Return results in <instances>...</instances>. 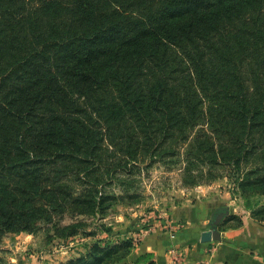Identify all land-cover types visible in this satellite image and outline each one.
<instances>
[{
    "label": "trees",
    "instance_id": "1",
    "mask_svg": "<svg viewBox=\"0 0 264 264\" xmlns=\"http://www.w3.org/2000/svg\"><path fill=\"white\" fill-rule=\"evenodd\" d=\"M158 163L190 188L235 172L264 222V0H0V243L94 235ZM134 244L60 264H131Z\"/></svg>",
    "mask_w": 264,
    "mask_h": 264
},
{
    "label": "crops",
    "instance_id": "2",
    "mask_svg": "<svg viewBox=\"0 0 264 264\" xmlns=\"http://www.w3.org/2000/svg\"><path fill=\"white\" fill-rule=\"evenodd\" d=\"M192 190V199L176 202L167 219L144 230L126 261L172 264L178 253L191 264H264V222L243 209L239 194L216 184ZM232 215L243 223L227 224Z\"/></svg>",
    "mask_w": 264,
    "mask_h": 264
},
{
    "label": "rangeland",
    "instance_id": "3",
    "mask_svg": "<svg viewBox=\"0 0 264 264\" xmlns=\"http://www.w3.org/2000/svg\"><path fill=\"white\" fill-rule=\"evenodd\" d=\"M219 172L222 173V177L202 185L216 184L218 189H227L231 194H239V202L243 209L251 213L246 205L247 201L234 181L235 172L230 170ZM136 179L135 188L131 190L138 192L137 199L119 198L100 220L96 218L89 220L86 217L91 223L87 229L93 230L94 235L86 236L80 232L67 239H61L55 236L53 229L45 223L29 232H9L0 243V264H60L85 253L86 246L96 240L104 243L132 238L137 242L144 230L154 225V221L167 219L168 211L176 202L186 198L192 199L194 195L192 190L194 187L183 185L180 166L170 169L158 163L149 171L136 175ZM114 190L118 194H123V188L120 186H115ZM262 200L254 197L250 199V204L256 207ZM72 221L70 217H66L62 223L68 224ZM235 222L237 220H231L229 224ZM99 223H104L105 227H100Z\"/></svg>",
    "mask_w": 264,
    "mask_h": 264
},
{
    "label": "built area",
    "instance_id": "4",
    "mask_svg": "<svg viewBox=\"0 0 264 264\" xmlns=\"http://www.w3.org/2000/svg\"><path fill=\"white\" fill-rule=\"evenodd\" d=\"M172 264H191V263L185 261V259L180 254L176 253Z\"/></svg>",
    "mask_w": 264,
    "mask_h": 264
}]
</instances>
